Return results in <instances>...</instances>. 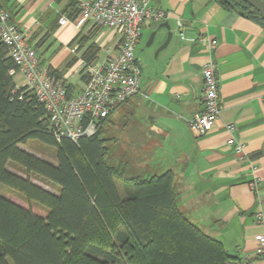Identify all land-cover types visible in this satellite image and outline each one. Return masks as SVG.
<instances>
[{
  "label": "crops",
  "instance_id": "crops-1",
  "mask_svg": "<svg viewBox=\"0 0 264 264\" xmlns=\"http://www.w3.org/2000/svg\"><path fill=\"white\" fill-rule=\"evenodd\" d=\"M6 2L12 22L27 33L44 66L63 69L80 56L72 42L94 24L70 16L71 0ZM152 4L165 10L166 17L142 26L135 50L140 91L115 108L104 124L113 161L132 176L172 170L181 209L220 240L237 264H264V256L256 254V237L264 233V24L218 0ZM163 23L174 35L155 55L168 36ZM106 31L101 51L105 56L109 47L115 55L121 35ZM154 31L155 41L147 45ZM47 33L50 38L43 39ZM212 39L218 41L214 48ZM210 57L216 62L223 111L211 131L198 135L188 119L203 107L202 67ZM70 69L67 82L77 92L85 80L79 76L75 83ZM230 122L236 125V140L245 145L244 160L227 142ZM257 177L259 186L252 189L250 182Z\"/></svg>",
  "mask_w": 264,
  "mask_h": 264
},
{
  "label": "trees",
  "instance_id": "trees-1",
  "mask_svg": "<svg viewBox=\"0 0 264 264\" xmlns=\"http://www.w3.org/2000/svg\"><path fill=\"white\" fill-rule=\"evenodd\" d=\"M218 1L264 24L245 0ZM70 5V16L78 17V1ZM2 9L11 14L6 0H0ZM101 29L93 25L79 34L72 45L80 56L63 69L48 65V71L67 80L79 58L95 61L102 50L95 40ZM14 68L8 47L0 44V189L24 202L0 192V264L9 259L14 264H237L220 240L181 209L172 170L132 176L116 165L104 130L109 116L93 135L58 139L48 110L17 83L10 73ZM30 139L53 146L57 163L20 147ZM10 163L26 176L12 171ZM33 176L57 192L33 182Z\"/></svg>",
  "mask_w": 264,
  "mask_h": 264
},
{
  "label": "built area",
  "instance_id": "built-area-1",
  "mask_svg": "<svg viewBox=\"0 0 264 264\" xmlns=\"http://www.w3.org/2000/svg\"><path fill=\"white\" fill-rule=\"evenodd\" d=\"M80 14L79 23L92 22L108 32L121 35L119 49L115 55L105 48L106 55L88 63L79 58L69 71V77H82L83 87L77 92H69L67 80L52 75L38 56L35 45L25 31L11 21L7 10H0V44L8 47L9 55L17 68L11 69L19 85L31 89L44 104L50 116L51 127L58 139L67 137L78 141L82 136L95 134L101 122L127 99L140 91L141 67L136 61L135 50L142 35L144 22H159L166 17L162 8L152 4V0H77ZM67 21L61 18V23ZM179 29L182 21L178 20ZM106 31V32H107ZM214 48L218 41L212 39ZM204 83V104L201 110L188 119L191 130L198 135L211 131L220 119L223 106L216 78V62L210 57L202 67ZM230 132L228 144L233 145L240 159H245V145L234 136L236 125H226ZM260 179L253 178L252 189H257ZM258 220L262 215H257ZM256 254L264 256V233L257 237Z\"/></svg>",
  "mask_w": 264,
  "mask_h": 264
},
{
  "label": "rangeland",
  "instance_id": "rangeland-1",
  "mask_svg": "<svg viewBox=\"0 0 264 264\" xmlns=\"http://www.w3.org/2000/svg\"><path fill=\"white\" fill-rule=\"evenodd\" d=\"M105 36H106L105 29H102L98 33V35L96 36L95 40L99 44L101 43L100 44L101 47L106 46V40H105L106 38H105ZM103 39H104V41H103ZM101 41H103V42H101ZM103 55H104V52L101 51L100 56L103 57ZM17 80L20 83L23 82L22 79H17ZM72 80L75 83H77L79 81V76H77V75L73 76ZM19 145H20V147L28 150L29 152H31V153H33V154H35V155H37V156H39V157H41V158H43L45 160H48V161L53 162L55 164L57 163L55 148L53 146H51V145H48V144L43 143V142H41L39 140H36V139H30L26 143H20ZM9 168L12 171H14V172H16V173H18V174H20L22 176H26L25 172L21 168L17 167L14 163H10L9 164ZM32 180H33V182H35V183H37V184H39V185H41V186H43L45 188H48V189H50V190H52L54 192H57V187L56 186L48 184L45 181L40 180L36 176H33ZM116 183L119 184L120 182L117 181ZM119 191H120V193L123 194L124 193V187L123 186L119 187ZM0 192L5 193L7 196H9L10 198L14 199L15 201L24 204V202L20 198H18L15 194L9 193V192L7 193V192L3 191L2 189H0ZM37 211L41 212L42 210L40 211L38 209ZM9 264H14V262L11 259H9Z\"/></svg>",
  "mask_w": 264,
  "mask_h": 264
},
{
  "label": "water",
  "instance_id": "water-1",
  "mask_svg": "<svg viewBox=\"0 0 264 264\" xmlns=\"http://www.w3.org/2000/svg\"><path fill=\"white\" fill-rule=\"evenodd\" d=\"M245 1L250 3L252 6H254L264 17V0H245ZM161 26L166 27L168 29V36L166 40L156 49L155 55H157L163 48H165L169 44V42L171 41L174 35V32L168 23H163ZM156 35H157V31H154L147 45H151L155 41Z\"/></svg>",
  "mask_w": 264,
  "mask_h": 264
}]
</instances>
